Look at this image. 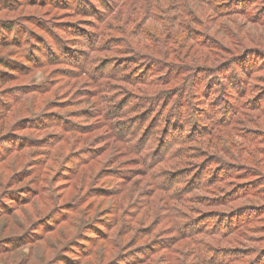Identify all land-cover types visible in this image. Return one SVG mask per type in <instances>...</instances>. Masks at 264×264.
I'll list each match as a JSON object with an SVG mask.
<instances>
[{"label": "rangeland", "instance_id": "374dc122", "mask_svg": "<svg viewBox=\"0 0 264 264\" xmlns=\"http://www.w3.org/2000/svg\"><path fill=\"white\" fill-rule=\"evenodd\" d=\"M157 1L0 0V264H264V0L197 26L235 54L163 86L193 47ZM198 165L220 182L189 192Z\"/></svg>", "mask_w": 264, "mask_h": 264}, {"label": "trees", "instance_id": "16d2710c", "mask_svg": "<svg viewBox=\"0 0 264 264\" xmlns=\"http://www.w3.org/2000/svg\"><path fill=\"white\" fill-rule=\"evenodd\" d=\"M67 1V0H66ZM221 3V4H220ZM138 4V13H146L147 11H153L154 12V17L155 20L158 18L157 14L162 15L166 13L165 9L157 8L158 1L154 2H149L148 0H137ZM246 4L245 0H179L178 3L174 6L175 11L177 12L178 18L182 17L179 21H176V25L178 26V31L175 34L178 39H183V42H190L192 45L193 49V54L190 56V61H191V66H184L182 64H179L175 69L167 70L164 75L168 79H163L162 72H160L159 77H157L156 80L153 82L151 81L152 78H150L149 81H146L143 84L146 85H156L157 82H159L158 86H163L166 84H171L173 81L181 79L183 80V75L186 77L188 81H191L192 79L195 81L196 79L200 77H206L207 71L209 70L208 68L204 69L202 67H194L193 63L194 62H201L202 65H205L206 67L213 66L212 63L216 61L217 58H220V53H225L226 54V59L232 58V56L235 54L232 52L233 50L229 47L225 48L222 47L220 44L216 43H209L208 41H204V36L201 38V34L195 30L197 26H203L205 25L208 21L215 19L217 21L218 26L223 25V20L230 19V16L232 15H239L240 11H242L241 6ZM156 6V7H155ZM84 12L88 13L89 15L95 13L91 12L89 10H83ZM163 19H166L167 17L159 16ZM165 21V20H162ZM219 29V28H218ZM181 31V32H180ZM180 33V34H178ZM184 33V34H183ZM232 33V34H231ZM225 32L224 36L228 39H230L231 43L237 45L236 38H239V43L241 42V38L244 37L242 36L240 38L239 33L234 32ZM148 36V34H145ZM206 39V38H205ZM177 40V39H176ZM195 49V50H194ZM204 53H202V52ZM177 60V58L175 59ZM226 65V64H224ZM0 66L5 68L4 70H8V66L3 65L2 62H0ZM157 67L153 70L154 73L157 71ZM219 69V68H218ZM149 71V70H148ZM159 71V70H158ZM152 73V72H151ZM246 75V72H244ZM13 74H9V76H12ZM182 77V78H181ZM166 81V82H161V81ZM161 82V83H160ZM149 83V84H147ZM178 86H174L173 89H177ZM172 90V88H171ZM181 92H178V95ZM145 108V107H144ZM148 109V108H145ZM152 111L154 109V106L152 105ZM118 121V120H117ZM168 126L170 123L167 124ZM215 125V124H214ZM150 127V126H149ZM147 128V127H146ZM110 133H112V127H108ZM168 131V130H167ZM113 138H115L113 136ZM187 138V137H186ZM188 138L187 140H189ZM180 145H185L187 144V140L184 139H179ZM176 142V141H175ZM174 143V142H173ZM171 145V142L168 144V146ZM166 146V148L168 147ZM168 150V151H167ZM164 153L161 154L159 157L160 160H158L157 163L161 162H171L172 159V151L167 148ZM168 152V153H167ZM180 158L183 157L185 158V155H180ZM166 158V161L164 159ZM177 158V157H176ZM195 169L198 171V178H197V184L196 186H193L191 188H186L189 189V192L192 191H205L208 187L211 185H214L215 183L220 182L219 180L213 179L211 180H205L204 173L202 172V168H200V165H198ZM197 173V172H196ZM203 173V174H202ZM207 191V190H206ZM236 196V195H235ZM175 202L183 203L185 201V198L181 192L177 193H172V196ZM221 206H225L226 204L231 203V198H228L227 200L225 199L224 201L220 202ZM9 215V216H8ZM11 214H5L6 217H10ZM245 220V219H244ZM239 224H235L231 227L228 228V230L231 232L233 228L238 227ZM9 228V223L4 222L0 226V234L5 233L6 230ZM227 233V232H225ZM228 234V233H227Z\"/></svg>", "mask_w": 264, "mask_h": 264}]
</instances>
